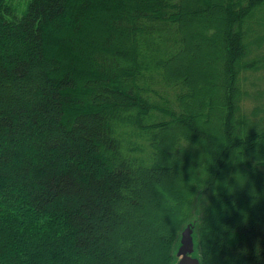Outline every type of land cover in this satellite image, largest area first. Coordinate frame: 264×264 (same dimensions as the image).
Returning <instances> with one entry per match:
<instances>
[{"label": "trees", "instance_id": "trees-1", "mask_svg": "<svg viewBox=\"0 0 264 264\" xmlns=\"http://www.w3.org/2000/svg\"><path fill=\"white\" fill-rule=\"evenodd\" d=\"M264 264V0H0V264Z\"/></svg>", "mask_w": 264, "mask_h": 264}, {"label": "water", "instance_id": "water-1", "mask_svg": "<svg viewBox=\"0 0 264 264\" xmlns=\"http://www.w3.org/2000/svg\"><path fill=\"white\" fill-rule=\"evenodd\" d=\"M175 256L177 260L173 264H201L195 253L194 220H191L182 229Z\"/></svg>", "mask_w": 264, "mask_h": 264}, {"label": "rangeland", "instance_id": "rangeland-1", "mask_svg": "<svg viewBox=\"0 0 264 264\" xmlns=\"http://www.w3.org/2000/svg\"><path fill=\"white\" fill-rule=\"evenodd\" d=\"M177 260V258H176V256H175V261ZM175 261H174V263H175Z\"/></svg>", "mask_w": 264, "mask_h": 264}]
</instances>
